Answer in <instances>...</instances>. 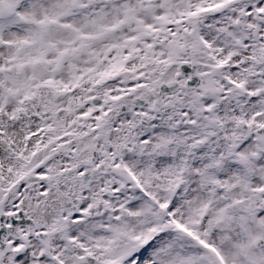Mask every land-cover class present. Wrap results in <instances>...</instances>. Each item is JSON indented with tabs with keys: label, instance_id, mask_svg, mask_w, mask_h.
Here are the masks:
<instances>
[{
	"label": "snow or ice",
	"instance_id": "6c2138e0",
	"mask_svg": "<svg viewBox=\"0 0 264 264\" xmlns=\"http://www.w3.org/2000/svg\"><path fill=\"white\" fill-rule=\"evenodd\" d=\"M0 264H264V0H0Z\"/></svg>",
	"mask_w": 264,
	"mask_h": 264
}]
</instances>
